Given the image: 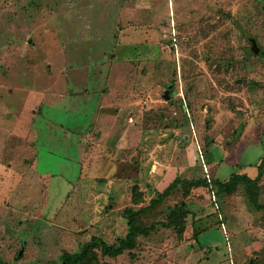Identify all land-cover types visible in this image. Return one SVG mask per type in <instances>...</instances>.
Masks as SVG:
<instances>
[{"label":"rangeland","instance_id":"obj_1","mask_svg":"<svg viewBox=\"0 0 264 264\" xmlns=\"http://www.w3.org/2000/svg\"><path fill=\"white\" fill-rule=\"evenodd\" d=\"M263 157L264 0H0L5 264H264Z\"/></svg>","mask_w":264,"mask_h":264},{"label":"trees","instance_id":"obj_2","mask_svg":"<svg viewBox=\"0 0 264 264\" xmlns=\"http://www.w3.org/2000/svg\"><path fill=\"white\" fill-rule=\"evenodd\" d=\"M264 163V157L262 159V165ZM261 173L256 179H251L246 175L234 174L226 182L216 180L217 184L223 192H233L237 188L240 182H245L251 186H256L259 181ZM182 182L187 187H194L203 184H207L206 180H196L187 181L177 179L170 188H168L161 197L167 196L171 189L177 185V183ZM159 200V198H158ZM157 200H154L149 206L142 207L138 210L131 208L125 209L123 216L127 219L128 232L124 238H121L116 245H110L105 242L102 238H93L91 241L85 243L81 248L80 252L77 254L65 253L62 257L60 264H111L109 262L102 261L98 251H100L101 256L107 257H117L120 256L124 251L134 249L137 246L136 237L139 234L146 235L147 230L138 226L137 221L140 216L149 212L153 204ZM0 264H5L0 260Z\"/></svg>","mask_w":264,"mask_h":264},{"label":"water","instance_id":"obj_3","mask_svg":"<svg viewBox=\"0 0 264 264\" xmlns=\"http://www.w3.org/2000/svg\"><path fill=\"white\" fill-rule=\"evenodd\" d=\"M166 98H169L168 93H166Z\"/></svg>","mask_w":264,"mask_h":264},{"label":"crops","instance_id":"obj_4","mask_svg":"<svg viewBox=\"0 0 264 264\" xmlns=\"http://www.w3.org/2000/svg\"><path fill=\"white\" fill-rule=\"evenodd\" d=\"M31 186V185H30Z\"/></svg>","mask_w":264,"mask_h":264}]
</instances>
